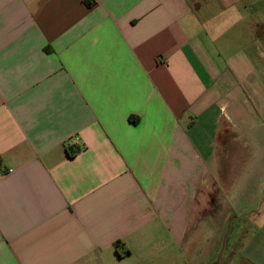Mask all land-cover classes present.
Wrapping results in <instances>:
<instances>
[{"label": "crops", "instance_id": "0c3cea01", "mask_svg": "<svg viewBox=\"0 0 264 264\" xmlns=\"http://www.w3.org/2000/svg\"><path fill=\"white\" fill-rule=\"evenodd\" d=\"M259 49L264 0H0V264H264Z\"/></svg>", "mask_w": 264, "mask_h": 264}, {"label": "rangeland", "instance_id": "374dc122", "mask_svg": "<svg viewBox=\"0 0 264 264\" xmlns=\"http://www.w3.org/2000/svg\"><path fill=\"white\" fill-rule=\"evenodd\" d=\"M238 31L240 33H242V29H238ZM263 47V46H262ZM252 50V49H251ZM258 57L262 58V60L264 61V50H260L259 49V54H257ZM251 57H254V56H251ZM231 228H233V226H231ZM231 228H230V231H231ZM226 234V228H225V233L224 235ZM238 239V238H237ZM232 244H236V240H233L232 241ZM231 245V237H229L228 239H225V242H224V248L226 247V249H228V247H230Z\"/></svg>", "mask_w": 264, "mask_h": 264}, {"label": "trees", "instance_id": "16d2710c", "mask_svg": "<svg viewBox=\"0 0 264 264\" xmlns=\"http://www.w3.org/2000/svg\"><path fill=\"white\" fill-rule=\"evenodd\" d=\"M90 2L87 1V4H89Z\"/></svg>", "mask_w": 264, "mask_h": 264}, {"label": "built area", "instance_id": "2783aa9c", "mask_svg": "<svg viewBox=\"0 0 264 264\" xmlns=\"http://www.w3.org/2000/svg\"><path fill=\"white\" fill-rule=\"evenodd\" d=\"M8 171H10V169H8Z\"/></svg>", "mask_w": 264, "mask_h": 264}]
</instances>
